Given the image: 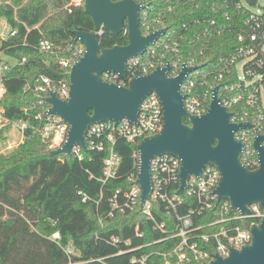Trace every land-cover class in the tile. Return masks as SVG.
Masks as SVG:
<instances>
[{
    "label": "built area",
    "instance_id": "2783aa9c",
    "mask_svg": "<svg viewBox=\"0 0 264 264\" xmlns=\"http://www.w3.org/2000/svg\"><path fill=\"white\" fill-rule=\"evenodd\" d=\"M144 9L140 12V28L144 36L166 29L146 51L128 63L127 78L122 79L118 74L107 73L104 78L109 83L120 87H127L133 78L148 75L158 68L170 66L169 77H177L185 68H197L189 73L181 85V93L185 96V106L188 112L195 116L207 113L213 98V90L219 87L218 96L221 105L231 113V121L235 124H250V129H240L235 133L237 140L244 143L242 162L251 170H256L259 165L258 151L255 142L258 137L264 136V10H254L256 5L249 4L246 0H213L211 12L204 17L195 18L190 25L181 28L167 27L166 21L176 11L177 7H186L188 4L198 8L205 0H136ZM85 6V0H69L67 10ZM3 23V22H2ZM0 38L14 37L16 31L10 32L3 23ZM104 29L96 34L101 38ZM128 35L127 29L122 32ZM228 34H235L237 47L227 58L221 59L220 67H212L208 72L203 68L206 60L208 46L211 40ZM191 36L193 43L199 45L192 51L184 50V43ZM200 42V43H199ZM195 48V49H194ZM42 54L60 57V66L66 71V76L57 83L46 76H39L34 87L26 85L24 92L36 94L39 108L35 118L42 122L38 129L43 142L51 151L63 147L67 142L69 126L58 115L49 113L51 105L46 101L51 92L57 94L61 100H68L70 94V73L72 67L85 55L86 49L80 42H73L66 47H59L51 41L42 40L37 47ZM0 51V97L5 89L2 85L12 63L5 59ZM26 62V59H23ZM4 111H0L2 123L12 124L22 133L28 128L26 122H11L4 118ZM163 107L159 97L151 94L142 104L137 123L122 120L119 124L112 121L93 125L87 133V150L83 151L80 145L72 149V156L82 161L84 153L90 151L105 152L103 160V179L106 184L118 175L121 158L115 146L118 139H122L134 146L133 171L126 177V184L116 191L110 200L112 212L125 214L137 208L148 221L155 222L154 230L164 237L159 243L177 241L176 247L164 254H159L165 259V264H208L218 254L223 258L229 256L232 249H242L251 244V227L259 224L264 218V211L259 205L250 206L251 213L242 215L233 211L228 200L218 203L215 190L218 188L221 173L214 165H207L200 177L191 176L183 195L179 194L181 186V161L172 155H161L151 161L152 193L150 200L142 206V190L136 183L140 169V157L136 146L145 138L154 136L163 129ZM264 146V142H263ZM83 202L88 197L79 192ZM186 198L195 199L196 208L190 209L188 214L180 215L179 207ZM154 202H160L169 219L157 222L154 214ZM214 213L215 221L208 224L211 232L196 234L194 230L193 215L195 213ZM159 214V211L157 212ZM172 219V224H170ZM174 219V220H173ZM137 237L144 236L138 226L135 230ZM49 240L56 244L71 260L76 255L71 246L62 245V236L55 232ZM131 240L124 244H131ZM212 248L214 253L204 249L199 244ZM112 244H122L118 237L111 239ZM140 249L136 248L135 250ZM134 251V250H133ZM126 252L120 251L119 255ZM148 256H134L132 264H146ZM72 264V263H71Z\"/></svg>",
    "mask_w": 264,
    "mask_h": 264
},
{
    "label": "trees",
    "instance_id": "16d2710c",
    "mask_svg": "<svg viewBox=\"0 0 264 264\" xmlns=\"http://www.w3.org/2000/svg\"><path fill=\"white\" fill-rule=\"evenodd\" d=\"M212 1L205 0L199 8L192 4L177 7L170 19L168 17L166 26L190 25L195 18L211 12ZM246 1L257 4V0ZM68 3L69 0H0V23H5L10 32L16 31L14 37L0 38V51L12 63L2 83L5 92L0 98V111L3 110L4 118L11 122L28 124L22 143L0 156V209L9 215L8 220L0 221L3 237L0 264H12L19 259L23 245L31 236L47 244L48 251L42 262H38V258L30 262L25 259L24 264H132L134 256L144 255L148 256L146 264H165L159 254L172 251L177 241L159 243L164 236L154 230L155 222L148 221L140 209L125 214L115 212L110 217L113 210L110 200L125 186L126 177L133 171L134 146L117 140L115 149L121 158L118 175L104 184L101 180L105 152L89 150L82 161L74 156H51L52 151L38 133L42 125L35 118L39 111L38 99L34 92L25 93V86L34 87L41 75L54 83L68 78L58 59L66 54L60 57L42 54L37 49L38 44L48 40L64 48L75 41V31L94 30L92 18L84 7L69 12ZM100 39L106 48L128 44L123 33L115 36L105 32ZM193 42L190 36L184 50L192 51L199 45ZM236 47L235 34L211 40L203 68L209 72L213 66L220 67L221 59L229 57ZM80 191L87 195L86 202L81 200ZM197 205L195 199L186 198L179 207V214H188ZM154 208L157 222L169 219L166 213H161L164 209L160 202H154ZM193 220L194 230L200 235L211 232L207 226L216 218L214 213L206 212L195 213ZM138 226L144 234L142 238L135 234ZM57 231L62 236V245L71 246L76 252L71 260L49 240ZM113 237L123 243L112 244ZM127 240H131V244H124ZM199 244L214 253L203 242ZM120 251L126 253L119 255Z\"/></svg>",
    "mask_w": 264,
    "mask_h": 264
},
{
    "label": "water",
    "instance_id": "95a60500",
    "mask_svg": "<svg viewBox=\"0 0 264 264\" xmlns=\"http://www.w3.org/2000/svg\"><path fill=\"white\" fill-rule=\"evenodd\" d=\"M84 9L92 18L94 30L74 32L75 42H80L86 52L72 67L69 99L61 100L54 92L46 99L51 105L49 113L58 115L69 126L67 142L51 156H72L76 145L86 151L87 133L93 125L108 121L119 124L124 119L137 123L143 100L156 94L163 107V129L136 146L140 157L136 183L142 190V206L152 193L151 161L168 154L181 161L180 195L191 176L200 177L210 164L221 173L215 190L218 203L228 200L232 210L242 215H249L254 204L264 211V136L255 142L260 165L251 170L242 162L244 143L236 139L235 133L252 126L231 121V113L220 103L219 87L213 90L207 113L195 116L188 112L181 85L197 68H185L177 77L168 76L170 66L158 68L133 78L127 87L107 82V73L126 79L129 61L143 54L166 29L144 36L140 28L144 8L136 0H85ZM101 29L115 36L127 29L128 44L106 48L96 34ZM251 233V244L232 249L226 258L216 254L208 264H264V218L251 227Z\"/></svg>",
    "mask_w": 264,
    "mask_h": 264
},
{
    "label": "rangeland",
    "instance_id": "374dc122",
    "mask_svg": "<svg viewBox=\"0 0 264 264\" xmlns=\"http://www.w3.org/2000/svg\"><path fill=\"white\" fill-rule=\"evenodd\" d=\"M257 7L254 10H264V0H257ZM0 28L3 30V23H0ZM2 97V96H1ZM0 97V98H1ZM23 141V133L15 126H8L6 123H2L0 120V156L7 154L16 149ZM0 209V221L4 222L8 220L7 214L3 213ZM2 236V235H1ZM0 236V243L3 241V237ZM48 245L36 240L33 236L27 240V243L23 245L20 258L12 264H24L27 259L28 262L38 258V262H42L44 256L47 254Z\"/></svg>",
    "mask_w": 264,
    "mask_h": 264
}]
</instances>
